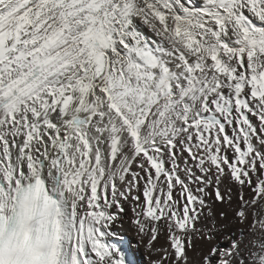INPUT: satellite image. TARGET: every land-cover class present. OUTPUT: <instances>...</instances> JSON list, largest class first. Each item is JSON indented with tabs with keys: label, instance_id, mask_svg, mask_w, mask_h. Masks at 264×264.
I'll use <instances>...</instances> for the list:
<instances>
[{
	"label": "bare ground",
	"instance_id": "6f19581e",
	"mask_svg": "<svg viewBox=\"0 0 264 264\" xmlns=\"http://www.w3.org/2000/svg\"><path fill=\"white\" fill-rule=\"evenodd\" d=\"M35 177L53 264H264V0H0V215Z\"/></svg>",
	"mask_w": 264,
	"mask_h": 264
},
{
	"label": "rangeland",
	"instance_id": "374dc122",
	"mask_svg": "<svg viewBox=\"0 0 264 264\" xmlns=\"http://www.w3.org/2000/svg\"><path fill=\"white\" fill-rule=\"evenodd\" d=\"M104 8H105V7H104ZM106 9H107V7H106ZM69 12H70V10L67 11V12H65V13H64L65 15L63 14V17L66 16V14L68 15ZM64 20H65V19H64ZM64 20H63V21H64ZM76 22H77V21H76ZM76 25H77V23H76ZM76 25H75V28H74L73 25H69V24H68V25H64V28H63V26H62L63 29L61 28L60 33H57V34H58L57 37L65 36V35H66V32H67L68 34H71V33H72L73 36H72V39H69V41L71 40V42L68 41L67 44H66V45H68L69 47L65 45L67 49L65 48V46L62 48V49H63V52H65V53L67 52L66 55L63 57V60H62L61 63L58 65V67H55V68H53V69L51 68V69H49V70H46V72H47V71H48V72L46 73V77H45V78L49 79V78H51L53 75L56 76V75H58L59 73H61V72H56L57 69L60 70V71L62 70L63 72H69V69H70L71 71H72V70L74 71V69H75L77 72L75 71L76 73H73V74H72V76L75 77V79H76V78L85 79V78L87 77V72H86L87 70H86L85 65H81V66H80V64H79V62L77 61V59H76V61H74L75 57L78 55V54H77V53H78L77 50L80 49V50L83 51L84 48L87 49L90 45H92L91 42H92L93 40L97 39V37H98V40L100 39L99 41H101V40H102V37L105 35V33H107V29H106V27L104 26L105 28H102L103 30L101 29V30L98 31V32L96 33V35H95V32H93L92 30H89V31H85V32H84V31L79 30V29L77 28ZM68 26H69V27H68ZM70 26H71V28H70ZM65 27H66V28H65ZM67 27H68V28H67ZM89 28H90V27H89ZM72 29H73V30H72ZM74 29H76V30H74ZM90 29H92V27H91ZM67 30H68L69 32H68ZM77 30H78L79 32H78ZM105 30H106V31H105ZM71 31H72V32H71ZM74 32H75V33H74ZM77 32H78V33H77ZM89 32H90V33H89ZM63 33H64V34H63ZM83 33H84V34H83ZM88 33L90 34V36H89ZM60 34H61V35H60ZM75 34H77V35H75ZM80 34H81V35H80ZM86 34H88V36H87ZM91 34H92V35H91ZM93 34H94V36H97V37L94 38ZM97 34H98V35H97ZM59 35H60V36H59ZM74 35H75V37H74ZM100 35H101V36H100ZM81 36H82V37H83V36H86V37H83V38H84V39H83V38H81ZM99 36H100V38H99ZM85 38H87V39H86L87 41L85 40ZM89 38H90L91 40H89ZM93 38H94V39H93ZM57 39H58V38H57ZM75 39H77V40H75ZM79 39H80V40H79ZM74 40H75V41H74ZM82 40H84V41H82ZM80 41H81V42H80ZM72 42H73V43H72ZM77 42H79V43H77ZM68 43H70L71 46H70ZM74 43H75V44H74ZM76 43H77V46H76ZM78 44H79V45H78ZM85 44H86V45H85ZM87 44H88V45H87ZM89 44H90V45H89ZM72 46H73V47H72ZM75 46H76V47H75ZM85 46H86V47H85ZM64 48H65V49H64ZM69 49H70L71 51H70ZM73 49H74V52H72ZM80 50H79V51H80ZM60 51H62V50L60 49ZM75 51H76V52H75ZM70 52H71V53H70ZM68 53H69V54H68ZM74 54H75V55H74ZM76 54H77V55H76ZM67 55H70V56H67ZM71 57L74 58V59H72ZM66 58H67V59H66ZM69 60H70V61H69ZM71 60H72V61H71ZM70 62H71L73 65L70 64ZM77 64H79V65H77ZM60 65H61V66H60ZM62 65H63L64 67L69 68V69H65ZM70 66H72V67L70 68ZM75 66H76V68H75ZM77 66H78V67H81L82 69H81V68L78 69ZM82 66H83L84 68H83ZM59 67H60V68L62 67V68L60 69ZM73 68H74V69H73ZM67 70H68V71H67ZM79 70H80V71H79ZM85 70H86V71H85ZM54 71H55V72H54ZM71 71H70V72H71ZM49 72H50V74H49ZM80 72H81V73H80ZM85 72H86V73H85ZM53 73H54V74H53ZM55 73H56V74H55ZM78 73H79V74H78ZM82 73H83V74H82ZM78 75H79V76H78ZM83 75H84V77H83ZM77 76H78V77H77ZM73 79H74V78H73ZM225 111H226V112H229V109H225ZM210 116H215V115H210ZM215 117H217V116H215ZM217 118H218V117H217ZM53 125H54V124H53ZM7 157H8V155H7ZM234 167H235V166H234ZM236 167H237V166H236Z\"/></svg>",
	"mask_w": 264,
	"mask_h": 264
},
{
	"label": "water",
	"instance_id": "95a60500",
	"mask_svg": "<svg viewBox=\"0 0 264 264\" xmlns=\"http://www.w3.org/2000/svg\"><path fill=\"white\" fill-rule=\"evenodd\" d=\"M206 120H207L208 122H210V123L220 124V123H219V120H218L216 117H214V116H208V117L206 118Z\"/></svg>",
	"mask_w": 264,
	"mask_h": 264
}]
</instances>
